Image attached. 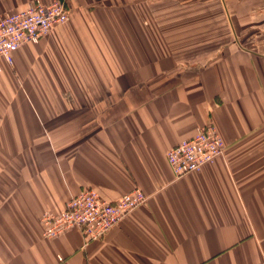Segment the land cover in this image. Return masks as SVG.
Segmentation results:
<instances>
[{"label": "crops", "instance_id": "crops-1", "mask_svg": "<svg viewBox=\"0 0 264 264\" xmlns=\"http://www.w3.org/2000/svg\"><path fill=\"white\" fill-rule=\"evenodd\" d=\"M63 1L0 58V264H264V0ZM209 123L224 154L176 177L169 150ZM86 188L148 199L100 239L45 237Z\"/></svg>", "mask_w": 264, "mask_h": 264}, {"label": "built area", "instance_id": "built-area-1", "mask_svg": "<svg viewBox=\"0 0 264 264\" xmlns=\"http://www.w3.org/2000/svg\"><path fill=\"white\" fill-rule=\"evenodd\" d=\"M70 19V11L63 0L49 4L34 1L23 10L0 17V58L10 65L14 63V52L27 42H39L54 27ZM224 139L212 123L202 127L192 138L181 141L169 150L167 160L176 177L200 172L203 167L223 155ZM148 199L147 194L135 188L110 201L104 199L94 188H86L72 196L60 213L44 212L41 222L44 236L55 238L73 227L82 230L91 241L100 239L127 218Z\"/></svg>", "mask_w": 264, "mask_h": 264}]
</instances>
